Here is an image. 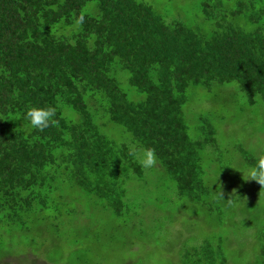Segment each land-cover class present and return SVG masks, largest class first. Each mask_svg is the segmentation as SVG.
Returning a JSON list of instances; mask_svg holds the SVG:
<instances>
[{"label":"trees","instance_id":"1","mask_svg":"<svg viewBox=\"0 0 264 264\" xmlns=\"http://www.w3.org/2000/svg\"><path fill=\"white\" fill-rule=\"evenodd\" d=\"M200 8L209 32L144 0H0L1 262L32 224L68 217L62 208L79 201L76 192L123 216L127 186L145 177L139 149L155 150L180 200L228 224L224 192L244 199L247 186L232 177L220 188L228 169L207 160L220 130L238 122L200 115L192 138L186 114L199 103L196 91L227 85L235 105L244 100L243 114L264 103V0H201ZM48 107L54 116L43 130L24 119ZM114 126L131 142L114 140ZM262 157L245 152V169ZM179 264H230L224 239L183 247ZM254 264H264V245Z\"/></svg>","mask_w":264,"mask_h":264},{"label":"rangeland","instance_id":"2","mask_svg":"<svg viewBox=\"0 0 264 264\" xmlns=\"http://www.w3.org/2000/svg\"><path fill=\"white\" fill-rule=\"evenodd\" d=\"M144 2L171 21L182 20L194 29L210 31L200 11L201 0ZM234 6L232 3L230 8ZM123 88L130 87L124 83ZM235 94L234 85L215 87L212 93L198 90L195 99L199 103L193 104L186 114L192 138L200 115L217 111L215 122L219 117L238 122L230 129L220 130L219 150L209 154L207 160L215 171L222 166L228 169L227 175L220 178V188L232 177H237L232 181L238 186H247L244 199L224 192L227 201L236 200L234 205L232 201L221 204L227 225L220 227L213 218L205 217L203 208L180 200L169 179L155 165L145 169L142 181L127 186L128 208L123 216L116 217L100 201L82 194L80 197L76 192L79 201L62 208L68 217L52 220L45 228L32 224L31 233L13 238L5 247L12 256L0 264H179L183 247L222 238L230 264H254L264 245V193L257 181L248 179L243 158L245 152L251 156L264 154V103L243 114L240 108H246L244 100L235 105ZM214 96L219 97L215 103L219 106L211 107L206 99ZM110 135L119 142H131L118 126L111 129ZM142 151H137L139 161ZM49 215L58 217L59 213L50 211ZM31 241L32 249L28 246Z\"/></svg>","mask_w":264,"mask_h":264},{"label":"clouds","instance_id":"3","mask_svg":"<svg viewBox=\"0 0 264 264\" xmlns=\"http://www.w3.org/2000/svg\"><path fill=\"white\" fill-rule=\"evenodd\" d=\"M53 116L54 109L51 107L31 108L26 112L24 119L28 121L33 129L43 130L49 126ZM140 163L145 169L154 167L157 163L155 150L152 148L143 149ZM248 179L264 185V157L260 158L255 166L249 170Z\"/></svg>","mask_w":264,"mask_h":264}]
</instances>
